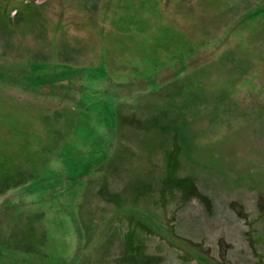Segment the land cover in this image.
Instances as JSON below:
<instances>
[{"label": "rangeland", "instance_id": "1", "mask_svg": "<svg viewBox=\"0 0 264 264\" xmlns=\"http://www.w3.org/2000/svg\"><path fill=\"white\" fill-rule=\"evenodd\" d=\"M232 2L233 0H107L106 9L100 14V25L96 30L97 41L93 32L96 27L89 31L90 35H84L82 32L76 34L81 29H73L70 26L69 31L64 30L59 37L54 31L51 19L54 15L57 16V10L52 8L46 18L47 22L45 16L36 19L37 36L32 44L33 50L37 56L44 59L48 56L44 45L53 43L57 47L56 57L81 65L83 62L79 60L77 53L84 50L86 45L90 46L92 52L94 45L103 56L108 50L112 51L111 54H114V51L126 54L125 58L119 59L117 56L115 65L124 66L129 62L127 67L133 68L136 65L143 69H148L153 62L164 63L171 56L178 57L180 52L185 51V56L188 53L195 55L193 62L196 68L203 63L200 60L204 54L199 47L202 44L200 41H203L205 34L207 36L213 29L220 27L216 12L221 10L223 5ZM181 3L192 6L180 11ZM261 34L262 32H259L257 36ZM62 40L64 46L59 44ZM22 47L23 44H20L14 54L23 55L25 50ZM251 48L256 54L259 52L262 58L264 36L254 45H247L248 50ZM197 51L199 52L196 53ZM250 54L246 55L247 61L244 63L246 65L248 62L255 69L243 77V88L238 87L243 92L234 94V99L227 102L224 101L222 91L221 79L224 72H220L221 67L214 64L208 65L211 68L207 73L192 75L188 79L191 85H194L192 88L199 89L200 93L190 92L172 98L177 91L171 87L164 91L160 89L158 96L144 95L140 98L138 108L123 102L119 108L120 132L127 136L134 135L138 140V136L144 133L143 128L146 127L147 121L151 124V118L157 117L162 125L159 128L160 135H147L144 150L142 147L136 148L142 151L140 153L133 151L134 148L128 145L117 150L111 159L105 161L99 175L89 167L96 161H102L106 139L110 136L107 129L111 128L115 115L113 112H104L110 120L104 121L101 128L104 129L103 132H97L92 127L96 117L86 108V100L75 103L78 111L84 116L78 125L74 122L69 128L74 131L73 128L77 125L76 131L72 132L70 147L63 152V160L68 163L67 170L65 174L62 172L64 175L60 177V173H48L45 179L50 203L48 218L60 221V233L64 234L62 236L52 226L48 237L49 244L46 246L48 252L61 251L62 246L70 244V234L63 230L65 226L61 222L62 219L74 217L77 202L81 201V195L84 194L82 206L87 228L92 235H95L94 226L101 218L111 212L113 217L109 233L107 231L103 239L100 234L99 238L97 236L91 239L96 241V246L101 239L100 244L95 246L96 249L90 255H86L81 264H198L194 257L189 256L190 253H186L189 252L186 246H183L185 242L195 244L196 240L202 241L205 250L211 253L210 264H221L217 255L224 250L228 260H224V264H264V123L258 120L257 124L252 125L247 119L250 110L243 108L252 106L249 96L245 97L243 106L239 105L240 109L231 104V101L241 98L248 91L247 86L252 87L254 83L256 85L259 76H264V61L259 62ZM84 63L88 64L87 61ZM122 71H125L124 68ZM122 73L123 80L129 78V74ZM262 79L264 80V77ZM90 80L92 78L87 81ZM262 84L264 85V82L259 86ZM88 88L92 91L93 83ZM129 88H123V92L126 93ZM88 98L90 101L94 95L91 94ZM68 99L72 100V97ZM8 101V98L2 95L0 113L8 110L5 108ZM104 103L106 105L105 100ZM258 105L260 107L255 109L257 114L260 113V108H263L261 104ZM160 110L167 117H171V122L164 116L167 121L164 120V125L162 124V117L157 115ZM12 114L11 126L0 132L4 134L0 137V179L12 180L16 174L13 169H22L30 162L37 161L44 152L41 145L45 135L41 130L42 126L48 127L49 118L46 115L40 116L38 105L34 106L31 115L24 111L13 113V109ZM261 115L264 117V111ZM175 117L179 118L178 131L182 133L179 137L192 147L184 155L179 153L184 156L183 161H186L185 158L194 161H188V164L195 168L194 171L187 172L189 170L183 169L187 175L193 173L190 181L183 180L185 173L182 169L176 172V169L171 167V164H177L178 167L181 157L177 158V154L173 150L170 151L167 139L169 136H165L174 132L175 139L174 130L178 128L174 123ZM140 122L144 123L143 128ZM188 136L195 138L189 141ZM196 138H201L200 143L195 144ZM51 142L56 143L53 137ZM181 142L182 140L179 142L180 146ZM138 146L139 144H136V147ZM212 146L215 148V154L219 155V158H216L217 163H220L218 167L215 161H212L213 152L209 150ZM181 150L182 148L179 151ZM202 155L206 156L207 162L201 158ZM195 159L201 160L197 161L198 165ZM95 176L100 177L96 179ZM206 179L219 184L217 189L203 194L204 198L200 194L205 191L206 186L201 185L206 184ZM103 185L108 188L105 193L101 191V197L95 188ZM219 185L223 188H218ZM136 196H141L146 206L142 207ZM134 200L137 202H133ZM163 201L164 208L159 205ZM127 204L128 208L123 207ZM120 205L121 208L115 214L112 210ZM140 209L146 212V218L149 222L153 221L154 225L144 221L145 232L137 233L129 228L133 218L140 217ZM24 224L22 219L17 222L16 231ZM151 225L154 228L162 227L160 232L168 235L167 238L164 240V237L155 236L153 231L156 229L151 228ZM108 227L109 225L104 227L105 231ZM69 232H72V229ZM17 240V237H12L10 246H25ZM174 242L176 248L170 246ZM90 244L91 241L87 245ZM136 256L140 259H136Z\"/></svg>", "mask_w": 264, "mask_h": 264}, {"label": "flooded vegetation", "instance_id": "2", "mask_svg": "<svg viewBox=\"0 0 264 264\" xmlns=\"http://www.w3.org/2000/svg\"><path fill=\"white\" fill-rule=\"evenodd\" d=\"M106 3L107 0H0V97L2 98V95H5L9 100L8 103L5 104V108L8 110L0 113V132L7 130V127L11 126L12 109L13 113L18 114L24 111L31 115L34 111V106L38 105L40 116L46 115L49 118L48 127L39 124V126H42L41 131L45 135L41 145L44 149L42 157L37 161L34 160L30 162L29 165L27 164L26 167L22 169H13V173L16 174L12 180L6 178L0 179V217L9 220L12 219V224L10 227L6 225L3 236L1 237L2 244L0 245V256L9 250L32 254L37 253L38 255L49 257L50 255L52 256L58 253L57 250L48 252V247H46L49 244L48 237L50 236L52 226H54L59 233L61 230L59 227L60 221L48 218L50 211L48 206H50V203L47 197L48 185L46 186L45 179L48 177V173L57 172L60 173V175L58 174L60 177L64 175L67 170L68 163L63 160V152L70 147L73 133L76 131L75 128L80 123V119L84 116V114L78 111V107L75 103L79 104L82 100H86V108L88 111H92V116L96 117L92 127L93 130L97 132H103L104 129L101 128L105 123L104 121L110 120L105 113L109 112L111 114V112H113V115H115L111 123V128L107 129L108 133L110 132V136L106 139L107 145L104 149V157L101 162L96 161L94 165L89 167L91 168L90 170L93 169V171L99 175L101 174L100 170L103 169L104 164L114 156L117 150L122 149L126 145L134 148L133 151H136V148L139 147H142V150H144V147H146L147 135H153V137H158V135H160L159 128H161L160 126L162 125L160 120H157V117L151 118V124L150 121H147V125H145L146 127L144 128L142 127L143 122L139 123L141 128L144 129V133L138 136V140L134 135L127 136L120 132L121 123L119 121V108L123 102L134 108L141 103L140 98L144 95L157 94L158 96L160 95L158 92L160 89L164 91L171 87L174 89L176 88L177 91L176 94L172 95V98H177L179 94L190 92L200 93L201 91L199 89L192 88L194 85H191V81L188 79L191 78L192 75L197 76L202 72H206L211 68H209L208 65L211 66L212 64L217 65L216 67L220 66V72H224L222 76L223 79H221L223 83L222 91L224 92V101L227 102L230 99H234V94L243 92V90L238 89V87L243 88L242 84H239L240 77H242L244 73L249 74L253 72L254 68H246L241 57L245 49L244 44L254 45V43L259 42L260 38L264 36V0H233L232 3L223 5L221 10H217L215 16L218 17L217 20L220 27L213 29L207 36L205 34V38L203 41H200L202 44H200L199 47L200 49H202V47H210L207 50L205 49L207 57H210V50L213 46L221 48V52L218 53L215 59H210L211 61L209 60V62L200 67L197 66L195 68L194 62L191 61L194 66L185 69L182 71L183 73H179L177 67L179 59L183 58L185 53H187L185 51L180 52L178 57L171 56L170 59L164 63L153 62L148 69H143V67L136 65H134L135 67L133 68L132 66L127 67L129 62L124 66L115 65L117 56L119 59L125 58L126 54L117 53L116 51H114V54H111L112 51L108 50V53L103 56L102 52H98L94 45L92 52H90V46L86 45L84 50L82 49L77 53V57H80V59H78L83 62L81 65L73 64L72 60L65 61L56 57L55 50L57 47H55L53 43H46L44 45L46 53L48 54L44 59L36 55L32 44L35 43L37 36V34H35L37 32L35 29L37 17L45 16L46 19L49 10L56 8L57 16L54 15L51 19L54 23V31L59 37L64 30L69 31L71 27L73 29L77 28V30L81 29L77 31L76 34L82 32L84 35L91 33L89 31L96 27L93 32L97 41L96 30L100 25V14L106 9ZM187 6L191 8L192 4L188 5L181 3L179 10L184 11ZM32 9L34 12H31ZM259 32H262V34L257 36ZM76 34L75 36H77ZM20 44H23L22 48H24L25 52L23 55H15L14 52L18 49ZM59 44L64 46V40L60 41ZM216 44H218V46ZM110 49L112 48L110 47ZM250 55L255 59L258 57V55L254 53ZM85 61H87L88 64H85ZM35 64L41 67L39 77L44 75L43 73H49L47 79L44 77L42 78L43 82L40 87L41 89L45 90V92H51L52 90L54 91V89L63 91L71 90L74 93L72 100L65 99V97L62 98L61 95L54 97L51 95H40L36 97L34 87L36 82L26 77V72L28 71H23L22 66L33 67ZM169 65L172 66V69H175L174 76L171 80L164 81V76L169 74L167 72V70H169ZM123 68L125 71H122ZM122 72L129 74V78L123 80ZM53 78L58 80V82H54ZM89 78H92V80L87 81ZM38 82H40V80ZM157 82H160V84H157ZM92 83L94 88L90 91L88 87ZM125 87H130L125 91L126 93L123 92V88ZM247 89L248 91H246L241 98H236L235 101H231V104L239 108V105H244L245 97L249 96L252 106H249V108H242L250 110V116L247 119L254 125V123L257 124L258 122V114H256L255 109L258 107L259 95L256 94L258 93L256 87L247 86ZM91 94L94 95V98L90 99V102L88 96L90 97ZM107 99L111 101H107ZM104 100L106 101V105L105 103L103 104ZM136 112L137 110L135 113ZM158 114H160L159 117H162L161 120L164 125V120L167 121L166 118L169 117L164 115L163 111L160 113L157 112V115ZM164 116H166V118ZM170 119L171 117L168 120L169 122H171ZM174 120V123L178 125V128L174 130L176 131V134H174L175 139L173 138L174 132L165 136H169L167 138L169 141L168 147L170 151L173 150L177 154L178 158L184 155L185 152L190 151L192 147L185 142L186 140L183 141L182 137H179V135L181 136L182 134L181 131L180 133L178 131L180 127L179 118L175 117ZM74 122L77 123V125L73 128L74 131H72L69 128ZM134 123L136 124V122ZM3 136L4 134L2 135V133H0V137ZM52 137L56 143L51 142ZM194 138L187 137L189 141L192 139L194 140ZM196 139L195 144L200 143L201 138ZM181 140L182 146H180L179 143ZM136 144H139V146L136 147ZM213 147L214 146L208 149L213 152L212 161H215L216 167H218L220 163H217L218 161L216 160L219 158V155L215 154V148ZM181 148L182 150L179 151ZM136 152L140 153L142 151L139 149ZM180 152L181 155H179ZM183 157L184 156H181L178 160V167L177 164L174 166L171 164V167L175 168L176 172L180 169L184 172L183 169L185 168L189 170L187 172L194 171L195 168L188 164V161L193 163L194 161L188 160L187 158H185L186 161H183ZM205 157L206 156L202 155L201 158L206 161ZM197 161L200 162L201 160L199 159L195 162ZM180 165L183 166L180 167ZM88 172L86 173L90 174ZM184 173L183 180L190 181V177L193 173L189 175L186 174V171ZM99 177L100 176H95L96 179H99ZM151 183H153V181ZM205 183L206 184L202 183L201 185L206 186L205 191L203 190L204 192L200 194L204 198L207 192L217 189V185L219 184L216 181H209L207 179ZM221 187L220 185L218 186L220 189ZM106 188L108 187L103 185L95 189L98 195L100 194L102 197ZM102 190L103 193L101 192ZM83 195L84 194L81 195V201L79 200L80 203L79 201L77 202L74 217H69L70 219L68 220L62 219L61 222L63 226H65L63 230L70 234H67L70 239V244L62 246V251L65 253L68 251L73 253L76 252L77 258L72 264H81V262L96 249V241L91 239H95L97 236L99 238L98 234H100V238L103 239L106 236L105 233L107 231L109 233L111 229L110 222H112L111 218L113 217V213L111 212L103 218H99L100 222H97L96 226H94L95 235H92L87 228V219H85L84 207L82 206L84 202ZM136 198L139 199V204L142 207L146 206L145 201L143 199L141 200V196H136ZM135 201L137 202V200L133 202ZM121 206L122 205H120V207L117 206V208L115 207L116 209L114 208L112 211L116 214ZM124 206L128 208V204L123 205V207ZM131 208H133V205H131ZM140 217L148 223L146 212L141 211V209ZM21 219L25 221V224L19 231H16L15 225L17 222H21ZM151 222L153 223V221ZM108 225L109 227L105 231L104 227ZM71 229L72 232H69ZM12 237H17V241L24 243L25 246L23 244L22 246L17 245L18 247L10 246ZM90 241L92 244L87 245ZM100 241L96 247H98Z\"/></svg>", "mask_w": 264, "mask_h": 264}, {"label": "trees", "instance_id": "3", "mask_svg": "<svg viewBox=\"0 0 264 264\" xmlns=\"http://www.w3.org/2000/svg\"><path fill=\"white\" fill-rule=\"evenodd\" d=\"M218 44H216V45L218 46ZM244 45H246V44H244ZM244 47H245V49L243 51V56L241 57L243 59V63L247 61V56L246 55L248 53L250 54V52H251V53L256 54L254 52V50H252V48L248 50L247 49V45L244 46ZM209 48L210 47H207V48H205V47L203 48L202 47V52L201 53H204V54H203V57L200 58V60H202L203 63L198 65V67H200L201 65L203 66V64L205 65V63L209 62L210 59H215V57L218 56V53L221 52V48L213 46L212 49L210 50V53H211L210 57L209 56L207 57L206 50L209 49ZM199 51H197L196 53H198ZM257 53L258 54H256V55H258V57L256 58V60L259 61V62L264 61V55L261 58V56L259 55V52H257ZM194 56H195L194 54H188V55L184 56L183 58L179 59L178 67H177L178 70H179V73H183L182 71H184L185 69L191 68L194 65H196L195 62H194V65H192V63H191V61L193 62V60H194L193 59ZM244 65H245V63H244ZM22 66H23V71H28V72H26V77L29 78L30 80H33V81L36 82L35 86H34L35 87V91H36L35 92L36 97H38L40 95L41 96L51 95L53 97L61 95L62 98L65 97V99H68V97H73L74 96V93L71 90L63 91V90H60V89H54V91L52 90L51 92H49V91L45 92V90L41 89L40 87L42 86V82H43L42 78L44 77L45 79H47L49 77V73L48 74L47 73H43L44 75L39 77L40 68H41L40 65L35 64V66H33V67H31V66L30 67H28V66L24 67V65H22ZM245 67L246 68H249V67L250 68H254L248 62L245 65ZM168 68H169V70H167V72L169 74H167V76H164V79H165L164 81L171 80L173 78V76H174L175 69L174 68L172 69V66H170V65H169ZM243 77H245V73L242 75V77H240L239 84L244 83V82H241ZM259 77L260 78H258L256 80L257 84L255 85V83H254L253 87H256V91L258 92L256 94L259 95V99H258L259 103L258 104H261L263 106V108H260L261 111H260V113L258 112V117L257 118L260 121V123H264V117H263V115H261L262 112L264 111V85L262 84V85L259 86V84L261 82H264V80L262 79L264 76L260 75ZM39 80H40V82H38ZM53 80H54V82H58V80H56L54 78H53ZM57 84H59V83H57ZM157 84H160V82H157ZM243 85L244 84H242V86ZM262 87H263V90H261ZM259 107H260V105H258V108ZM263 135H264V131H263ZM159 205H161L162 208H164L165 201L160 202ZM11 220L3 218V217H0V245L2 244L1 237L3 236V232H4L5 228H6V225H8L10 227V225L12 224ZM145 222H147V221H145ZM150 223H152V222H150ZM150 223L148 221V224H150ZM144 225H145V223H144L143 219H140V217H135L132 220V223L130 225L129 230L133 231V232L136 231L137 233L138 232H145L143 230L144 229ZM147 228L148 227L146 226V229ZM151 228H154V226L151 225ZM154 229L157 230V231L156 230L153 231L155 233V236H161V238L164 237V240H165V238H167L168 235L165 236L162 232H160L162 227L161 228L160 227H156ZM148 232H149V229H148ZM158 233H160V235H158ZM191 245H195L196 247L195 246H191ZM170 246L173 247V248H176V247H174L175 246V242L172 243V245L170 244ZM183 246H186L187 250L189 251V252L186 251V253H190L189 256L190 257H194L196 259L195 262H197L198 264H210L212 262L211 253L209 254V252H207V250H205L206 248L204 247V243L202 241H197L196 240L195 244H190L189 242H185V244H183ZM191 249H193V250H191ZM217 256L221 259V264H224V260L226 262H228L226 250H224L222 252L220 251V253H218ZM186 257H187V255H186ZM76 258H77L76 252L73 253V252H69L68 251L67 253H65L62 250L58 251L57 254H54L52 256L50 255V257L49 256H45V255H38L37 253L32 254V253H23L22 251L9 250V251H6L4 254H2L0 256V264H72V263L75 262ZM136 259H140V258L138 256H136ZM134 262H136V260ZM160 262H162V261H160ZM150 264H156V262H151ZM217 264H219V262H217Z\"/></svg>", "mask_w": 264, "mask_h": 264}]
</instances>
